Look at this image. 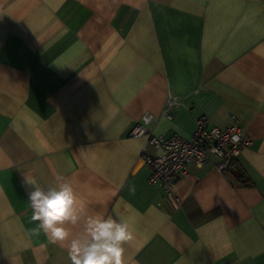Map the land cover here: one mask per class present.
<instances>
[{"label": "crops", "instance_id": "0c3cea01", "mask_svg": "<svg viewBox=\"0 0 264 264\" xmlns=\"http://www.w3.org/2000/svg\"><path fill=\"white\" fill-rule=\"evenodd\" d=\"M146 112L162 137L234 117L249 144L226 173L189 163L173 206L128 134ZM26 176L127 219L125 264H264V0H0V264H71Z\"/></svg>", "mask_w": 264, "mask_h": 264}, {"label": "clouds", "instance_id": "9594fccd", "mask_svg": "<svg viewBox=\"0 0 264 264\" xmlns=\"http://www.w3.org/2000/svg\"><path fill=\"white\" fill-rule=\"evenodd\" d=\"M26 182L33 186L29 194L31 219L37 222L33 234L43 232L52 243L66 245L71 264H125V245L135 239L127 219L99 213L86 216L72 183L66 180L48 188L34 177L26 176ZM68 224L81 230L73 232Z\"/></svg>", "mask_w": 264, "mask_h": 264}, {"label": "built area", "instance_id": "2783aa9c", "mask_svg": "<svg viewBox=\"0 0 264 264\" xmlns=\"http://www.w3.org/2000/svg\"><path fill=\"white\" fill-rule=\"evenodd\" d=\"M174 98L167 99V107L175 104ZM162 114L169 116L166 110ZM156 121V117L146 112L129 131V136H146L147 141L157 154H145L143 163L149 169L148 182L159 186L164 196L177 206L179 197L174 193L175 183L188 173L187 165H210L221 173H226L241 150L249 144L243 129L233 117L226 127H218L205 116L195 118L194 130L189 138L173 133L168 137L153 134L147 126Z\"/></svg>", "mask_w": 264, "mask_h": 264}, {"label": "trees", "instance_id": "16d2710c", "mask_svg": "<svg viewBox=\"0 0 264 264\" xmlns=\"http://www.w3.org/2000/svg\"><path fill=\"white\" fill-rule=\"evenodd\" d=\"M234 161L235 160H233L232 162H231V165L232 164H234ZM232 173V176H233V178H236V179H238L239 181H241L242 182V176H243V174L240 172V171H238L237 173L235 172H231ZM243 183V182H242ZM241 183V184H242Z\"/></svg>", "mask_w": 264, "mask_h": 264}]
</instances>
